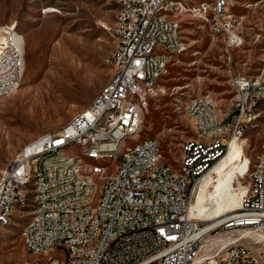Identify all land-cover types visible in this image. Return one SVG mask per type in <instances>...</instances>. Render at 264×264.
Here are the masks:
<instances>
[{
	"label": "built area",
	"instance_id": "obj_1",
	"mask_svg": "<svg viewBox=\"0 0 264 264\" xmlns=\"http://www.w3.org/2000/svg\"><path fill=\"white\" fill-rule=\"evenodd\" d=\"M117 1L125 4L126 13L121 15V27L111 28L112 36L121 34V46L108 57L114 71L110 80L77 119L25 142L0 169V228L24 212H34V222L20 231L26 250L36 254H42L44 246L63 250V254H47V262L19 264H264V236L259 235L264 229V146L256 155L261 166L254 180L247 181L238 207L223 215L220 223L188 211L196 184L223 157L229 141L240 140L255 105L264 100V69L230 75L234 98L232 108L224 112L217 110L209 94L208 100L191 96L175 107L193 134L181 142L177 167L160 160L154 138H143L135 148L125 142L138 136L149 100L167 94L160 78L166 74L169 53L186 50L174 31L177 15L186 12L201 25H206L207 16H214L226 44L237 46L241 39L232 29L227 9L231 0H214L212 10H205V5L192 10L181 0ZM158 6L166 7L164 18H155ZM8 24H2L3 31ZM7 67H14V74H7ZM22 70L23 39L18 33L1 52L0 88L5 94L18 87ZM124 90H132L131 99L122 100ZM104 113H113V120L104 121ZM86 128L101 134L102 147H95L93 137H84ZM68 136L85 139L95 155L107 151L115 137H123V159L112 165L116 177L102 180L98 195L91 199L98 201L94 216H87V204H82L85 190L60 197L48 191V183H55V190L57 183L71 185L76 173L67 165ZM56 144H63V153H56ZM151 163L159 164L158 172H148ZM37 166H44V174H36ZM31 175H39V183H31ZM22 181H30L29 190L38 189V197L30 202H42V209L19 211V202L29 191L20 190ZM132 185H144V193H133ZM10 200H18V209H9ZM83 237H97V245L78 250ZM47 238H62V245H47Z\"/></svg>",
	"mask_w": 264,
	"mask_h": 264
},
{
	"label": "rangeland",
	"instance_id": "obj_2",
	"mask_svg": "<svg viewBox=\"0 0 264 264\" xmlns=\"http://www.w3.org/2000/svg\"><path fill=\"white\" fill-rule=\"evenodd\" d=\"M181 1L195 10L199 3L209 0ZM227 9L232 14V29L241 39L237 46L226 44L221 27L215 26L210 16L206 25H201L186 12L177 15L186 50L169 53L166 74L160 78L167 94L149 100L138 137H128L127 145L154 138L160 160L177 167L181 142L193 134L175 107L186 103L188 97L209 94L217 110L224 112L232 108L234 98L230 75L255 74L264 69V0H231ZM117 10V0H0V59L18 33L23 39L19 86L6 94L5 90L0 92V169L22 144L38 134L58 130L84 111L99 88L110 80L114 71L108 57L115 49L111 28ZM7 22L10 24L4 32L2 24ZM7 74H14V67H9ZM253 112L240 142L210 175L203 199L198 196L196 200L199 207L204 205L199 215L203 220L222 219L224 213L238 207L256 155L264 146V100ZM72 154L75 151L68 149V155ZM114 163L113 158L98 162L110 167L105 177L114 173ZM29 213L14 217L0 230V264L43 262L47 254H63L56 246L42 254L26 250L20 231ZM261 233L264 236V229Z\"/></svg>",
	"mask_w": 264,
	"mask_h": 264
},
{
	"label": "bare ground",
	"instance_id": "obj_3",
	"mask_svg": "<svg viewBox=\"0 0 264 264\" xmlns=\"http://www.w3.org/2000/svg\"><path fill=\"white\" fill-rule=\"evenodd\" d=\"M117 3H118V10L115 17L113 28L121 27V15H125L126 13L125 4H119L118 1ZM203 5H205V10H212L214 6V0L202 1L201 3H199V5L196 7L195 10H201ZM165 16H166V7L158 6L155 9V18H164ZM210 18L212 23H214V16H210ZM108 28H110V26ZM6 29L4 30V32L6 31ZM174 31L175 33H179V23H174ZM113 37L115 39V49H118L121 46V34H114ZM8 68L9 67H7V71ZM16 89L17 88H11L6 93ZM2 90H5V88H0V92ZM131 98H132V90H124L122 92V100H129ZM200 98L201 100H208V96H200ZM82 113L83 111L77 114L76 116H74L71 120L77 119V116ZM111 120H113V113H104V121H111ZM249 120H250V116H249ZM84 137H93V141H95V147H102L101 134H94V128H86V130H84ZM134 137H138V136H134ZM239 142H240L239 139L230 140L228 143L227 150L223 155V157L218 162H216L210 168V170L203 177H201L199 182L196 184L195 188L193 189V193L188 206V211L190 215L193 216L195 215L196 217H199L200 212L202 210L201 208L204 205H202L201 207L197 205L196 200L198 196L201 197V199H203L205 195V191L209 187V182L211 179L210 175H212V173L215 171L219 162ZM141 144L142 141H139L133 143V145H127V147L135 148ZM64 148H67V165L69 167V170L76 171V173L71 180V185L67 183H57L55 190V183H48V191H53V197H60V193L73 194V190L75 191L85 190V195L82 196V204H87V216H94L98 211V201H91V199L96 197L99 193V187H97L98 182L102 180H110L116 177V169L113 174H110L109 176L105 177L104 173L109 168L104 169L106 167L98 164V162L100 160H108L112 158L114 159V162H118L122 160L123 152H124L123 137H115L113 140V145L107 146V151H101L98 153V155H95L93 151H89V145L86 144L85 139L76 138V136H68L64 141ZM68 149L74 150L75 154L68 155ZM56 153H63V144H56ZM88 166H91L93 168H88ZM260 166H261V158L257 157V161L254 165L253 171L249 176L250 180H254V176L256 174V168H260ZM94 169L97 170L94 172ZM158 171H159L158 163H151L148 165V172H158ZM36 174H44V166H37ZM86 178H89L88 184H86L85 181ZM1 179H2V172L0 174V182ZM31 183H39V175H31ZM29 188H30V181H22L20 183V190H29ZM132 192L144 193V185H132ZM37 197H38V189H30L28 191V197H23V200L19 202V211H25V209H27V207L29 206L31 207V209H42V202H30V199H36ZM9 209H18V200H10ZM219 218L220 217H213V219L210 220V223L212 224L220 223L221 219ZM33 222H34V212H30L29 218L27 219L26 223L23 225L21 231L24 228H28ZM1 229L2 228H0V230ZM260 235H262V233ZM47 245H62V238H47ZM96 245H97V237H83L78 243V250H88L92 248V246H96ZM50 250H52V246L42 247V253H48ZM43 262H47V260Z\"/></svg>",
	"mask_w": 264,
	"mask_h": 264
}]
</instances>
